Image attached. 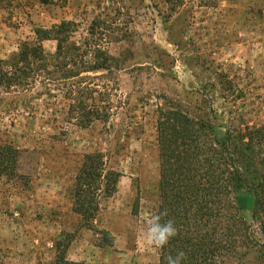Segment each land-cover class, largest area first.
Masks as SVG:
<instances>
[{
	"label": "rangeland",
	"instance_id": "rangeland-1",
	"mask_svg": "<svg viewBox=\"0 0 264 264\" xmlns=\"http://www.w3.org/2000/svg\"><path fill=\"white\" fill-rule=\"evenodd\" d=\"M63 20L75 23L69 44L97 43L114 59L109 71L82 73L98 91L108 86L110 115L77 125L66 113L68 83L55 75L0 86V146L18 152L15 174H0V264H52L57 243L64 264H158L146 242L159 199L157 105L209 117L217 135L264 130V0H0V60L32 43L35 28ZM92 152L121 176L83 226L72 211L74 177ZM252 200L240 195L258 235ZM245 261L259 264L254 252Z\"/></svg>",
	"mask_w": 264,
	"mask_h": 264
},
{
	"label": "trees",
	"instance_id": "trees-1",
	"mask_svg": "<svg viewBox=\"0 0 264 264\" xmlns=\"http://www.w3.org/2000/svg\"><path fill=\"white\" fill-rule=\"evenodd\" d=\"M74 24L63 20L49 28H35L32 43L22 41L7 62L0 60V86H26L37 74L55 75V80L68 83L67 116L86 127L93 120L106 122L111 102L106 96L108 86L98 91L97 84L88 80L92 78L82 73L109 71L114 59L97 43L69 44ZM96 24L93 19L87 29L92 39L100 34ZM47 40L55 42L52 53L43 48ZM156 112L159 199L154 215L167 210L163 219H174L178 229L176 237L157 248L158 264H168L167 258L179 251L187 255L183 264H247L245 257L253 252L264 264V130L245 124L217 135L209 117L191 116L174 102L157 105ZM17 160L16 149L0 146V174L13 176ZM120 176L105 170L100 152L83 155L74 177L72 203L83 226H91L99 198L113 194ZM243 193L252 195L251 217L258 223V235L242 215ZM63 255L57 243L52 264H64Z\"/></svg>",
	"mask_w": 264,
	"mask_h": 264
},
{
	"label": "clouds",
	"instance_id": "clouds-1",
	"mask_svg": "<svg viewBox=\"0 0 264 264\" xmlns=\"http://www.w3.org/2000/svg\"><path fill=\"white\" fill-rule=\"evenodd\" d=\"M168 215L167 210L158 214L150 216V224L146 231V242L154 247L163 248L171 239L177 236L178 229L175 225L174 219H163ZM187 259L184 251H179L173 256L167 258L168 264H183Z\"/></svg>",
	"mask_w": 264,
	"mask_h": 264
}]
</instances>
